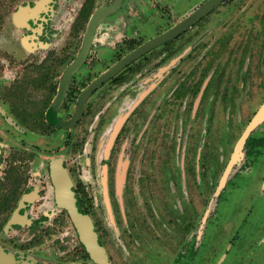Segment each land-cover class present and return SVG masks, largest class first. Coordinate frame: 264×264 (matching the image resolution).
Segmentation results:
<instances>
[{
    "label": "rangeland",
    "instance_id": "obj_1",
    "mask_svg": "<svg viewBox=\"0 0 264 264\" xmlns=\"http://www.w3.org/2000/svg\"><path fill=\"white\" fill-rule=\"evenodd\" d=\"M23 1L0 0V21H11V12ZM202 1L171 0L165 8L164 0H150V5L160 7L155 17L169 13L168 22L153 21L150 33L176 23ZM263 23L264 0H226L169 45L157 47L143 65L147 70L133 76L136 84L125 92L129 97L114 105L110 101L117 99L109 93L71 132L56 131L49 138L34 134L33 129L44 126L38 116L41 103L17 98L26 112L27 132L15 139L0 131L13 153L10 161L28 157L15 149L29 151L36 137L50 159L62 160L77 204L81 202L79 207L90 216L108 264H264V147L247 162L239 151L222 184L225 166L264 100ZM208 61L224 74L216 77L220 86L211 88L196 113V94L175 100L173 90L181 81L192 84ZM140 91L145 93L143 114L129 122L105 159L102 151L114 120ZM104 104H109L101 114L105 121L92 132V121ZM253 135L264 137V121ZM34 160L29 169L36 172L45 160ZM35 204L38 210L47 209L46 203ZM49 212L50 264H94L81 250L66 212L53 201L51 183ZM14 233L1 240L19 248L26 236L9 242Z\"/></svg>",
    "mask_w": 264,
    "mask_h": 264
},
{
    "label": "flooded vegetation",
    "instance_id": "obj_2",
    "mask_svg": "<svg viewBox=\"0 0 264 264\" xmlns=\"http://www.w3.org/2000/svg\"><path fill=\"white\" fill-rule=\"evenodd\" d=\"M98 1L24 0L11 12V21H0V131L9 134L10 138L23 137L24 133L27 132L23 125V122L27 120L23 117L26 112L21 105L19 106L21 103L17 102V98L22 97L26 101L32 100L30 103L36 101L41 103L38 116L44 122V126L33 129L36 130L34 134L49 138L56 131L71 132L73 128L81 127L85 123L88 115L93 112V108L109 93L110 97L117 99L110 101L114 105L117 101L119 103V99L129 97V93L125 92L128 91L129 85L136 84L133 76L141 69L147 70L143 65L150 57L154 56L155 49L169 45L214 9L179 35L144 52L99 82L82 99V108L79 111L82 92L88 85L143 42L173 25L170 24L169 26L167 23L165 28L157 25L159 27L155 33H150V26L153 25V21L168 22L169 13L163 12L165 17L162 15L159 19L155 17L158 15H153V13L156 10L160 12V7L158 8L157 5L153 7L152 2L150 5V0H120L116 10L106 13L95 23L84 59L70 74L64 92L59 93L62 75L80 54L86 42L87 31L94 12L100 8L109 7L115 0H105L103 4H97ZM164 1L166 8L171 0ZM191 1L193 0L182 3L181 0H178L181 4H188ZM205 1L203 0L184 17ZM74 2L77 3V6H74ZM137 5H139V11L135 9ZM21 9L22 11H20ZM63 63L65 65L61 70L60 67ZM193 70L194 67L191 71ZM204 73L205 75H203ZM142 74L143 72H140V75ZM223 74L224 71H220L218 67H213L212 61H208L192 84L181 81L175 87L173 90L175 100H182L189 94H196L194 106L196 113H198L201 101L215 86L213 84L207 91L210 80H214L218 75ZM219 86L220 83L217 84V87L215 86L216 89ZM28 95L29 98H27ZM144 97V92H138L132 105L114 120L109 133L110 136L102 151L106 155L105 159L109 157L110 150L118 142L119 137L127 131L129 122L136 120L143 114ZM12 98L15 101H12ZM109 104H104L99 110L100 112L95 115L91 126L92 132L93 129L102 127L105 119L101 114L105 112ZM7 127L11 129L8 130ZM145 130L142 132L143 134ZM91 136L90 142L94 140L95 132ZM251 136L256 138L251 131L241 149L246 162L258 156L264 147V137H257L256 139H263V142L256 145L248 154L247 141ZM39 137H36L33 142L36 145H31L29 151L15 149L21 151L19 152L20 155H28V157H20L17 163L10 161L13 153H11L10 148L6 147L4 137L0 133V247L8 254L5 264H50V183L53 189V201L59 206L56 202L55 187L51 179L50 162L59 158L50 159L49 151L43 150L38 145L37 139H40ZM19 140L23 142L22 139ZM7 150H10L9 154L5 155ZM39 157L44 158L45 161L41 163L38 171H32L29 168L35 164L34 159ZM231 157L232 155L225 166V170ZM62 165L69 173L65 164L62 163ZM16 166L18 167L17 171L13 172ZM121 167H123V163H120ZM104 168H106L105 165ZM121 174L117 173L118 182L121 179ZM36 178L39 181L35 185L33 180ZM226 180L227 177L223 186L226 185ZM125 182H127V175ZM262 187L264 188V179ZM41 193L48 194L42 197ZM37 201H41L42 204L46 203L47 209L45 211L38 210L35 206ZM60 208L66 212L69 218L67 211L62 207ZM14 215L15 222H10ZM71 224L75 229L72 222ZM13 230L16 233L9 237V242L21 234L26 236L19 248L9 247L1 240V236L5 237ZM99 239L98 235L100 243ZM78 240L85 257L88 256L91 260L79 236ZM35 246L37 247L34 249ZM36 249H41L42 253L36 252ZM91 261L97 264L93 260Z\"/></svg>",
    "mask_w": 264,
    "mask_h": 264
},
{
    "label": "water",
    "instance_id": "obj_3",
    "mask_svg": "<svg viewBox=\"0 0 264 264\" xmlns=\"http://www.w3.org/2000/svg\"><path fill=\"white\" fill-rule=\"evenodd\" d=\"M223 1L225 0H206L204 3L201 4V6L196 8L189 15H187L180 21L174 23L172 26H170L168 29L161 32L160 34L143 42L141 45L136 47L129 54L122 57L116 64H114L106 72L100 75L95 81H93L83 90L79 104V111L82 108V101H83L82 99L85 98V96H87L88 93L91 92L99 82L109 77L114 72L119 70L122 66L134 60L136 57L143 54L144 52H147L150 49L179 35L181 32H183L185 29L193 25L197 20L205 16L209 11H211L213 8L221 4ZM119 4H120V0H115L114 3L109 7L100 8L94 12L90 20L89 29L87 31V35L85 39L86 42L80 54L67 67L66 71L62 75V79L59 85V93L64 92L66 87V82L70 74L75 70V68L79 66V64L84 59L88 44L92 36V32L95 27L94 25L97 22V20L100 19L106 13L108 14L116 10ZM20 11H22V9ZM263 121H264V100L257 109V111L254 113V115L246 125L242 135L240 136L236 144L235 151L232 154L231 160L228 163L226 170L223 174L222 184L224 183L228 175L231 165L238 158L239 155L238 152L241 151L244 142L249 136L250 132L253 131ZM50 170H51V179L55 187L56 202L59 204L60 207L64 208L67 211V214L78 233L79 239L84 245L91 260H93L97 264H108V259L105 254V249L98 241V235L94 230L90 216L87 213L83 212L82 209L77 204V199L72 189L71 180L69 178L68 172L65 170V168L62 165V160L61 159L51 160ZM15 220L16 218L14 215L11 218L10 222H15ZM7 257L8 254H6L4 250L0 247V264H5Z\"/></svg>",
    "mask_w": 264,
    "mask_h": 264
},
{
    "label": "trees",
    "instance_id": "obj_4",
    "mask_svg": "<svg viewBox=\"0 0 264 264\" xmlns=\"http://www.w3.org/2000/svg\"><path fill=\"white\" fill-rule=\"evenodd\" d=\"M227 43H228V41H227V42L225 41L224 44L222 45V48L226 47ZM205 72H206V70H205ZM203 75H205V73H204ZM219 83H220V81H219V80L216 81V78H214V80L211 79L210 82H209V84H208L207 91L209 90V88H210L213 84L217 87V84H219ZM207 91H206V92H207ZM262 142H263V139H256V138H253V137L251 136V137L248 139V141H247L248 154L251 153L252 149H253L256 145H258V144H260V143H262ZM79 204L82 205L81 202H80ZM79 204H78V206H79Z\"/></svg>",
    "mask_w": 264,
    "mask_h": 264
},
{
    "label": "bare ground",
    "instance_id": "obj_5",
    "mask_svg": "<svg viewBox=\"0 0 264 264\" xmlns=\"http://www.w3.org/2000/svg\"><path fill=\"white\" fill-rule=\"evenodd\" d=\"M122 169H123V167L119 168V171H118L119 174L122 173Z\"/></svg>",
    "mask_w": 264,
    "mask_h": 264
}]
</instances>
